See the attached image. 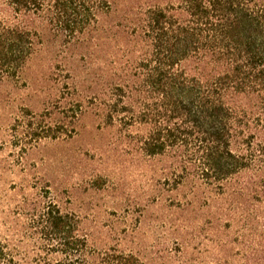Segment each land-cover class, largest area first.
Masks as SVG:
<instances>
[{
  "label": "rangeland",
  "instance_id": "obj_1",
  "mask_svg": "<svg viewBox=\"0 0 264 264\" xmlns=\"http://www.w3.org/2000/svg\"><path fill=\"white\" fill-rule=\"evenodd\" d=\"M111 1L93 40L39 28L21 77L0 82V237L31 249L30 213L53 200L79 215L96 262L116 249L141 264H264L262 194L180 180L171 158L140 148L142 128L108 123L90 101L148 58L149 0ZM39 123L56 137L32 135Z\"/></svg>",
  "mask_w": 264,
  "mask_h": 264
},
{
  "label": "trees",
  "instance_id": "obj_2",
  "mask_svg": "<svg viewBox=\"0 0 264 264\" xmlns=\"http://www.w3.org/2000/svg\"><path fill=\"white\" fill-rule=\"evenodd\" d=\"M114 11L111 0H0V82L21 77L39 28L89 42ZM146 14L148 58L90 101L108 123L142 128L140 148L171 158L180 180L264 196V1L149 0ZM31 134L56 137L49 124ZM30 214L31 249L0 237V264H141L116 249L96 262L79 215L53 200Z\"/></svg>",
  "mask_w": 264,
  "mask_h": 264
}]
</instances>
